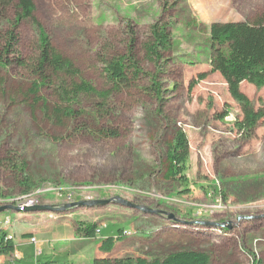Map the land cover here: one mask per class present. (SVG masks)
<instances>
[{
    "label": "rangeland",
    "instance_id": "obj_1",
    "mask_svg": "<svg viewBox=\"0 0 264 264\" xmlns=\"http://www.w3.org/2000/svg\"><path fill=\"white\" fill-rule=\"evenodd\" d=\"M33 1L52 45L106 97V106L96 117L95 105L102 100L81 97L78 120L62 127L28 106L27 75L17 69L0 72V197L28 194L18 183L23 163L35 189H48L39 198L42 204L118 195L178 220L117 203L39 213L51 220L69 215L73 224L95 223L96 235L102 229V234L121 232L111 258L160 259L193 250L207 254L209 264H264V123L249 136L235 128L239 105L209 66L210 24L264 18V0ZM155 23L169 33V47L159 50L157 61L144 50ZM35 41L33 28L23 24L21 52L29 54ZM129 51L142 72L127 90L110 92L104 65ZM241 90L255 108L264 105V87L244 81ZM50 93L44 90L56 102ZM103 130L117 136L107 137ZM178 130L189 145L184 179L168 172L167 151ZM7 212L8 229L24 219Z\"/></svg>",
    "mask_w": 264,
    "mask_h": 264
},
{
    "label": "trees",
    "instance_id": "obj_2",
    "mask_svg": "<svg viewBox=\"0 0 264 264\" xmlns=\"http://www.w3.org/2000/svg\"><path fill=\"white\" fill-rule=\"evenodd\" d=\"M36 6L33 0H0V72L17 69L27 75L29 80L25 99L28 106L35 111L37 108L43 117L54 124L64 127L67 121H76L80 112L76 107L81 105V97L99 96L102 102L95 105L96 117L104 110L106 97L98 94L93 85L85 80L74 62L62 55L51 43L48 35L41 27L35 15ZM29 24L35 32V48L27 55L20 49V27ZM167 26L151 25L150 41L144 45L146 56L159 60V50L168 46L169 33ZM209 66L210 72H218L224 79L231 98L239 105L241 117L237 118L234 126L244 135H251L258 122L264 123V105L255 108L250 98L241 90V83L247 82L257 88L264 87V18L253 22H213L209 26ZM106 83L110 92L121 93L130 88L139 78L141 69L139 61L132 51L126 55L111 58L104 65ZM203 79L206 73L199 74ZM157 85V83L155 84ZM195 82L189 83L193 88ZM48 90L56 102L49 101L44 94ZM159 92V88L156 89ZM155 92V91H154ZM107 93V92H104ZM78 131H84L79 126ZM105 136H117L111 130L102 131ZM189 155V145L185 132H175L167 151L169 175L182 174ZM18 183L21 192L28 193L16 197H0V203L19 206L20 201L26 200L27 195L40 192L37 182L30 177L26 166L21 163L18 167ZM30 207V206H29ZM17 212H25L22 209ZM78 235L85 238H95L99 228L95 223H74ZM120 232L119 237L122 235ZM119 240V239H117ZM100 250L110 252L116 246V238L108 236L99 240ZM13 242L0 235V254L13 250ZM93 264H209L207 254L199 251L178 250L160 259L143 257H107L95 258Z\"/></svg>",
    "mask_w": 264,
    "mask_h": 264
},
{
    "label": "crops",
    "instance_id": "obj_3",
    "mask_svg": "<svg viewBox=\"0 0 264 264\" xmlns=\"http://www.w3.org/2000/svg\"><path fill=\"white\" fill-rule=\"evenodd\" d=\"M12 212L24 219L11 223L8 229L10 223L5 221L11 216L0 214V235L10 236L14 246L11 252L0 254V264H93L95 258L112 257L114 253V249L108 253L100 250L101 238L114 236L116 245L119 243L118 235L112 231L102 234L103 229L95 238L78 235L69 215L51 220L39 213ZM32 237L36 243L30 241Z\"/></svg>",
    "mask_w": 264,
    "mask_h": 264
},
{
    "label": "water",
    "instance_id": "obj_4",
    "mask_svg": "<svg viewBox=\"0 0 264 264\" xmlns=\"http://www.w3.org/2000/svg\"><path fill=\"white\" fill-rule=\"evenodd\" d=\"M109 203H117V204H121L124 206H128L134 209H138L143 211L144 213H149V214H162V215H166V218L168 220H173V221H178L176 219V217L172 214V213H168L166 211H162V210H158V209H152V208H148L145 206H140L137 205L135 203L129 202L124 200L122 197L116 195L112 198L109 199H96V200H81V201H72L70 203H64L62 205L56 206V205H51V204H39V205H34L31 207H27L25 209V212H29V213H43V212H65L67 210L73 209V208H77V207H83V206H88V207H93V206H98V205H107ZM18 207L15 205H2L0 206V214L7 212V211H18ZM203 224L207 225V226H211L213 225L210 222H204ZM217 225V224H214ZM230 228V226H229Z\"/></svg>",
    "mask_w": 264,
    "mask_h": 264
},
{
    "label": "built area",
    "instance_id": "obj_5",
    "mask_svg": "<svg viewBox=\"0 0 264 264\" xmlns=\"http://www.w3.org/2000/svg\"><path fill=\"white\" fill-rule=\"evenodd\" d=\"M47 192H48V189L41 188L40 192H36L34 193V195H27V202L23 204H30L31 206L42 204L40 203L39 198L42 197V195H45ZM2 205H5V204L0 203V206ZM8 222H9V218L6 219L5 223L7 224ZM6 239H11V237L6 236ZM30 241L33 243H36V239L34 237H32Z\"/></svg>",
    "mask_w": 264,
    "mask_h": 264
},
{
    "label": "bare ground",
    "instance_id": "obj_6",
    "mask_svg": "<svg viewBox=\"0 0 264 264\" xmlns=\"http://www.w3.org/2000/svg\"><path fill=\"white\" fill-rule=\"evenodd\" d=\"M26 202H27V199H26V200H23V201H20V203H19V206H20V207L17 206L18 209L21 210L22 207H23V209L25 210L27 207H29V206L31 207L30 204H23V203H26ZM9 205H11V204H9Z\"/></svg>",
    "mask_w": 264,
    "mask_h": 264
}]
</instances>
